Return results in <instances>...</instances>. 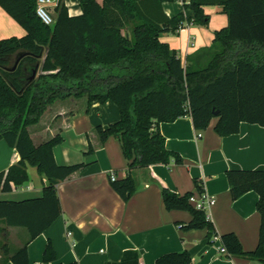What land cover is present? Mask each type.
<instances>
[{
	"label": "trees",
	"instance_id": "obj_1",
	"mask_svg": "<svg viewBox=\"0 0 264 264\" xmlns=\"http://www.w3.org/2000/svg\"><path fill=\"white\" fill-rule=\"evenodd\" d=\"M174 1L82 0L83 14L77 17H71L60 2L55 23L48 26L37 15V0H0L4 11L26 31L23 37L0 40V141L20 155L18 163L0 172V192L23 187L29 181L28 167L47 180L40 198L0 201V221L29 234L16 252L5 247V262L30 264L29 243L63 213L58 186L85 167L56 162L54 148L63 143L62 136L40 146L30 137L28 128L55 101L87 97L90 104L112 101L118 106L120 120L97 130L102 142L114 137L122 144L128 168L124 178L111 184L125 202L138 190L136 171L183 163L166 147L162 123L189 116L197 131H205L218 119L215 131L222 137L239 133L242 123L264 127V0H181L189 2L185 9L192 10L194 19L184 13L168 16L163 5ZM206 6L220 7L228 25L215 32L209 48L184 63L161 37L179 34L189 23L208 26ZM21 52L28 55L12 71ZM227 177L234 200L252 191L259 195V244L252 252L244 251L235 234L218 235L207 213L191 204L193 193L180 195L163 188L164 204L169 211L191 213L192 220L180 226L183 231L208 230L211 244L219 236L226 258L264 264V169L228 171ZM197 188L203 194L202 183ZM43 259L56 262L51 243ZM107 264H140L139 253L126 251L120 262ZM155 264H193V260L183 251L165 254Z\"/></svg>",
	"mask_w": 264,
	"mask_h": 264
},
{
	"label": "crops",
	"instance_id": "obj_2",
	"mask_svg": "<svg viewBox=\"0 0 264 264\" xmlns=\"http://www.w3.org/2000/svg\"><path fill=\"white\" fill-rule=\"evenodd\" d=\"M82 0H61L71 17L81 16ZM100 4L103 0H98ZM189 2L164 3L165 13L174 17L181 13L194 19ZM208 26L189 23L179 34L164 35L163 43L177 50L184 63L198 51L209 48L215 32L226 28L228 19L220 7L206 6ZM56 17L55 10L53 12ZM26 31L0 6V40L23 37ZM203 62V59H199ZM191 63V62H188ZM121 118L118 106L89 103L87 97L57 100L28 128L36 146L60 135L64 141L54 148L59 165L85 164L58 186L62 206L60 218L28 245L30 264H107L120 262L126 251H137L140 264H155L169 253L188 251L193 264H263L241 257L226 258L220 253L221 240L211 244L208 230L183 231L180 226L192 220L188 211H169L162 189L180 195L193 193L200 199L197 184L216 203L207 215L218 235L235 234L244 251L252 252L259 244L261 215L259 195L252 191L234 200L227 177L228 171L264 169V127L242 123L240 131L222 137L215 131L218 119L205 131H197L189 116L173 123H162L160 132L166 147L183 158L182 164H158L146 171H136L137 192L125 202L111 184V174L125 177L128 168L122 144L114 137L102 142L98 128H107ZM201 133L202 136L198 137ZM93 148V152H90ZM20 161V155L5 140L0 141V172ZM29 181L11 193H1L0 201H24L40 198L47 182L34 167H28ZM194 205L193 203H191ZM24 228L7 227L0 221V264L5 262V247L16 252L28 241ZM51 243L56 252L55 263H45L43 256Z\"/></svg>",
	"mask_w": 264,
	"mask_h": 264
},
{
	"label": "built area",
	"instance_id": "obj_3",
	"mask_svg": "<svg viewBox=\"0 0 264 264\" xmlns=\"http://www.w3.org/2000/svg\"><path fill=\"white\" fill-rule=\"evenodd\" d=\"M61 0H37V15L42 20V22L48 26H51L55 23V17H54V10L55 8L60 4ZM202 134L199 133L198 137H201ZM111 181H116L117 176L115 173H112ZM190 202L194 204L195 208L197 210H203L207 213V210L215 205L216 200L215 198L207 195L206 193L201 194L200 199H196L194 196L190 199ZM220 241L219 236L213 237V242ZM226 248L221 247L220 253L225 255L226 254Z\"/></svg>",
	"mask_w": 264,
	"mask_h": 264
},
{
	"label": "water",
	"instance_id": "obj_4",
	"mask_svg": "<svg viewBox=\"0 0 264 264\" xmlns=\"http://www.w3.org/2000/svg\"><path fill=\"white\" fill-rule=\"evenodd\" d=\"M27 55H28V53H26V52H21V53H19L18 56H17V59H16V63H15L14 67H13L11 70H12V71L16 70L17 67H18V65H19V63H20V61H21L25 56H27ZM38 69H39V65H38L37 68L34 70V74H33L32 79H34V78L36 77Z\"/></svg>",
	"mask_w": 264,
	"mask_h": 264
},
{
	"label": "rangeland",
	"instance_id": "obj_5",
	"mask_svg": "<svg viewBox=\"0 0 264 264\" xmlns=\"http://www.w3.org/2000/svg\"><path fill=\"white\" fill-rule=\"evenodd\" d=\"M205 63H206V61H203V62H202V64H205Z\"/></svg>",
	"mask_w": 264,
	"mask_h": 264
}]
</instances>
